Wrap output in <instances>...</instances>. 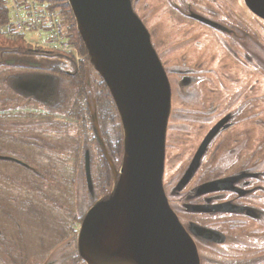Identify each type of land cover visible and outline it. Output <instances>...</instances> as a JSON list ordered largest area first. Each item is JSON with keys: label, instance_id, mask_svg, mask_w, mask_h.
I'll list each match as a JSON object with an SVG mask.
<instances>
[{"label": "rangeland", "instance_id": "obj_1", "mask_svg": "<svg viewBox=\"0 0 264 264\" xmlns=\"http://www.w3.org/2000/svg\"><path fill=\"white\" fill-rule=\"evenodd\" d=\"M168 1L132 0L134 10L151 33L153 45L167 71L172 87L164 188L171 206L197 243L201 264H246V255L242 247L234 245L241 241L255 242H252L248 234L236 233L239 223L235 218L240 217L239 214L225 211L231 208V204L237 203L225 201L219 205L204 204L206 208L204 213L203 205H194L200 204L197 202L201 200L197 193V184L201 176L197 172L183 190L181 186L176 187L197 148L201 134L197 113L202 97L198 93L197 79L203 71L199 56L204 46L194 49L193 53L185 52L186 47L197 40L194 36L193 41H188L182 48H169L166 24L169 23L171 10ZM217 1L219 6H223L220 0ZM236 1H241L247 12L251 13L244 0ZM204 2L213 4L207 7L209 20L217 22L219 16L221 21L225 20L221 12L226 8L217 7V4H214L216 0ZM36 3L41 4L44 11L47 9L59 18L64 27L65 38L63 44L47 43L35 38L34 32L28 31L24 35L25 39L31 42L27 41L31 44L27 51L19 49L18 40L0 41V264H15V261L21 259V253L17 249L20 246L19 231L21 228L27 230V222L31 232L28 237L25 233L24 236L27 238L29 248L33 249L28 253L24 264H86L78 247L76 246L73 256L74 250L69 244L78 240L81 223L88 210L97 201L112 193L117 179L121 176L124 149L122 147L120 150L117 143L123 144L122 134L125 131L122 129L121 117L110 90L90 62L82 38H78L75 18L74 29L62 11L48 9L43 2ZM248 24L251 27L257 25L252 22ZM184 27L192 28L191 25ZM191 34L192 32L188 31L186 35L188 37ZM49 35L50 32L43 33L44 38ZM247 37L250 39L249 35ZM228 40L229 37H226L216 45H220L221 49L226 51L234 67L224 68L221 63L220 73L223 72V75L220 76L218 73L220 58L214 56V64L203 65L205 76L211 77L214 71L221 78L219 97L224 105V110H221L222 107L219 108L221 116L223 113H229L226 104L234 98L231 94L234 90L242 89L245 93L253 90L260 92V95L251 96L254 113L252 119L253 129L262 130L260 132L263 133L264 86L258 82L254 83V80L263 77L254 76L245 85L240 84L243 80L228 78L243 76L234 74V70L246 66L243 57L239 56L241 59L237 60L228 53L227 48L231 45ZM247 45L243 42L237 47L244 52ZM8 60H15L17 65L7 64ZM28 60L39 63L40 67L24 66ZM251 72H254L253 66ZM76 74L83 75L79 86L74 85ZM223 76H227L226 80L230 83L226 82ZM187 79L190 81L189 84L185 83ZM204 101V107L209 110L206 96ZM212 117L214 120L218 118L215 115ZM202 122L203 129L208 127L207 121ZM106 138L109 142L104 147L101 140L105 141ZM219 154L220 151L218 156ZM221 155L225 156V153ZM87 157L90 163L89 176L86 173ZM238 167L242 166L229 167L226 174L233 173ZM251 169L254 170L252 167ZM189 176L184 175L182 181L187 178L180 184H185ZM249 182H252L249 188L254 191V199H263L264 176L254 175ZM228 197L227 194L224 199ZM211 208L217 210L208 212ZM254 208L260 214L254 218L259 224L263 209ZM196 219L209 223L208 228L223 232L225 241H203L194 231L196 226H203L194 221ZM44 226H54V229L59 228L61 231H64L63 227L70 231L69 226H73L77 232L76 238L58 232L55 246L51 245L50 251L42 250L39 243ZM255 244L262 247L260 242ZM249 251L250 256L254 250ZM6 252L12 256V260L5 258ZM235 257L243 258L231 261L233 258L236 259Z\"/></svg>", "mask_w": 264, "mask_h": 264}, {"label": "water", "instance_id": "obj_2", "mask_svg": "<svg viewBox=\"0 0 264 264\" xmlns=\"http://www.w3.org/2000/svg\"><path fill=\"white\" fill-rule=\"evenodd\" d=\"M68 3L90 62L107 83L125 131L120 179L81 223V257L86 264H201L197 243L164 188L172 91L150 31L132 0ZM246 3L264 17V0ZM6 63L17 65L15 60ZM23 65L40 67L31 60ZM194 231L220 241L214 229L196 226Z\"/></svg>", "mask_w": 264, "mask_h": 264}, {"label": "flooded vegetation", "instance_id": "obj_3", "mask_svg": "<svg viewBox=\"0 0 264 264\" xmlns=\"http://www.w3.org/2000/svg\"><path fill=\"white\" fill-rule=\"evenodd\" d=\"M201 1H202V10L204 11V14H202V16L210 19L208 11H207V7L212 6L213 4L211 3L212 5H210V4L205 3L204 0H201ZM244 2L247 5V7L250 9L251 13H254L255 15L251 14L250 12H247V10L245 9L241 1L220 0V4L223 6H219L218 1L216 0L214 4H217V7L226 8L223 12H221L225 19L222 22H228L232 20L233 22H235V25L238 28H240L242 38H244L243 42L248 44L247 47H245L246 48V51H244L245 54L235 44L230 45L234 47L233 50H230V53H229V47L227 48V50L229 54L231 55L235 54L233 55L235 56V58H237L238 55L240 57H243V63L246 64L244 55L252 56L251 44H252V38H254L252 27L251 25L248 24V22H253L260 26H264V17L259 16L258 14L253 12V10L246 3V0H244ZM241 11H244V13H241ZM253 16L255 17L258 16L259 19ZM213 18H215V16H213ZM260 18L263 20H261ZM260 20L263 22H261ZM210 21L212 23H215L214 20H210ZM261 30H263V28H261ZM247 35L250 36V39L247 37ZM226 37H229L228 42L230 43L236 42L235 38H232L224 34L225 39ZM213 59H215L214 56H212L211 58V64H214ZM203 60H204V57H202V59L200 60V66L203 68L202 69L203 74L200 73L197 79V84L199 83L198 93H199V96L202 97V99L199 100L200 105H199V110L197 113L198 122H200V125H201V134H200L197 148L195 149L194 153L191 155V158L189 159L188 164H187L188 166H186L185 170L183 171V175L180 177V182H184L185 179L187 178L186 177L182 181V178L184 175L185 176L190 175V176L187 179L186 183L183 185L180 184V182L178 181V183L176 184V187L180 188L181 186L183 190L186 186H188V184L191 182L190 180L193 179V176L197 172V174H200L201 176V180L199 184H197V193L200 195L201 200L197 202L200 204H194V205H203L204 213H206V208L204 204L205 205H215V204L219 205V203L225 202V201L237 203V204H231L230 205L231 208L228 210H225L228 212H232L233 214H239L240 216V217L235 218V220L238 221L239 223L236 233L248 234L252 242H255V243L260 242L262 244V247L256 245L255 243H249L247 241L238 242L234 245V247H238V246L242 247L243 252L246 255L245 257L246 264H264V198L263 199L259 198L255 200L254 191L252 190V188H249V185L252 183V182H249V179L253 178L254 175L255 176L259 175V177L264 176V142H262L261 145L258 146V148L256 149L252 148V143L254 141V137H253L254 124H253V119H252V116L254 115V113L252 112V105H253L252 97L244 96L243 98L241 96H236L232 98V100L227 102L226 104L228 107L229 113L227 112L223 113V115L221 116V110H224V105L222 104L223 101L219 97L220 96L219 91H220V85H221L220 76L214 71H212L213 73L211 77L205 76L206 71L203 65H205L206 63ZM211 69L216 71L215 68H211ZM189 82L190 81L188 79L185 80L186 84H189ZM171 91H172V87H171ZM201 92H203V94ZM205 96L208 98L207 106L209 110H207L204 107ZM239 99L241 101H239ZM115 105H116V102H115ZM220 107H222L221 110L219 109ZM171 109H172V105H171ZM170 115H171V110H170ZM170 115H169V118H170ZM214 115L218 117L216 119L217 121L214 120V118L212 117ZM227 117H229L228 120L226 119ZM202 121H207L206 125H208V127L203 129ZM120 122L122 125V129L124 130V126H123L121 118H120ZM168 124H169V120H168ZM257 127H262V126H257ZM168 129L169 128L167 127V132H168ZM124 135L125 133L122 134L123 140H124ZM166 138H167V135H166ZM108 142L109 141L107 138L105 141L101 140V143H103L104 147L108 145ZM213 146L215 147L213 150H211ZM117 147L120 150L122 147L124 149V141H123V144L122 143L120 144V142H118ZM219 151H220V154L218 156ZM222 153H225V156H222L221 155ZM233 155L234 157H232ZM194 160L196 161L194 162ZM234 165H240L242 167H238L231 174L230 173L226 174V171L229 169V167L234 166ZM220 166H222L221 169H219ZM251 167L254 168V170H252ZM232 176L234 177L231 178ZM119 179L117 180L119 181ZM220 179H225V181L215 183V181H219ZM214 185H215V188H214ZM221 193H224L225 195L228 194L229 197L227 199H224L225 195H220ZM233 206L235 209L232 208ZM254 207H260L263 209L259 224H258V221L257 222L254 221V218L260 215L258 214V212H256ZM214 210H217V209L211 208L210 210H208V212H213ZM194 221H197L198 223L203 225L202 227H206V228L209 227L207 226L209 225V223H206L205 221L201 222L198 219ZM26 229L27 230L24 231V229L21 228V230L19 231L20 246L17 249L21 253V259L19 261H15V264H24L25 262L24 260L27 258L28 253L33 249V248H29L28 243H27V238H26L31 232L29 230L28 222H27ZM63 229L64 231H61L59 228L54 229V226H44L42 228V233L40 236L41 238L40 243H39L40 248L42 250L50 251L51 245L55 246L54 242L56 239V234L58 232L65 233V235H68V236L71 235L70 238H76L75 233L77 232L75 230V227L69 226L70 231H67L66 227H63ZM210 229H213V228H210ZM216 231H218L219 234L221 235V236L217 235L220 238V241H214V240H211L205 237H201V238L205 242H208V241L224 242L225 237L222 234L223 232H220L219 230H216ZM24 233L26 237L24 236ZM251 244H255V246H252ZM69 245L74 250L73 256H75V248L76 246L78 247V240L77 239L74 240V243L71 242ZM249 250H254L250 254V256H249V253L251 251ZM0 252H1V249H0ZM4 256L6 259L8 258L12 260V256L8 254L7 252L4 253ZM241 258L243 257L236 258V259L233 258V260L231 261H238V260H241Z\"/></svg>", "mask_w": 264, "mask_h": 264}, {"label": "bare ground", "instance_id": "obj_4", "mask_svg": "<svg viewBox=\"0 0 264 264\" xmlns=\"http://www.w3.org/2000/svg\"><path fill=\"white\" fill-rule=\"evenodd\" d=\"M168 2L171 10L169 23L167 22L166 24V37L169 48H182L188 41H193V37L196 36L197 40L195 43L187 46L185 52L193 53L194 49L204 46L201 48L202 52L199 58L202 59V57H204L203 61L206 63V66L208 63H211L212 56H217V58H220L218 60V73L220 76L223 75V72L220 73L221 63L224 68L226 66H228L227 68H233L234 64L232 59L228 58L226 51L222 50L221 46H217L216 43L218 44L221 40H223L224 34L235 38L236 42H231V44H235L237 46L238 44L243 43L241 30L235 25V22L232 20L222 22L221 18L218 17V21L212 23L208 18L202 16L204 11L202 10L201 0H169ZM241 13H244V11H241ZM252 24L255 23L252 22ZM184 25H191L192 28L187 29ZM197 28L200 29L197 30ZM261 28H263V30H261ZM188 31H191L192 34L187 37L186 34ZM252 31L256 36H253L254 38H252V56L244 55L246 66L243 68H236L234 70V74H240L243 76L238 78H232L229 76L228 78L232 80H243L240 84L245 85L252 80V77L262 76L263 79H256L254 80V83L258 82L260 85L263 84L264 86V26H260L258 24L256 26L252 25ZM205 38H208V40L206 41ZM233 48V46L229 45V53L230 50H233ZM238 56L237 60L239 59ZM223 61L226 63H223ZM252 66L254 72H251ZM224 78L223 79L226 82L230 83V81L226 80L227 76ZM231 94L233 97L241 96L244 98V96L255 97L260 95V92L253 90L249 93H245L242 89H236ZM253 137L254 141L252 143V148L256 149L262 142H264V134L261 133L260 130L253 129ZM232 157H234V155ZM195 161L196 160H194V162ZM221 168L222 166L219 167V169ZM223 181H225V179H220L219 181H215V183Z\"/></svg>", "mask_w": 264, "mask_h": 264}, {"label": "built area", "instance_id": "obj_5", "mask_svg": "<svg viewBox=\"0 0 264 264\" xmlns=\"http://www.w3.org/2000/svg\"><path fill=\"white\" fill-rule=\"evenodd\" d=\"M8 20L0 24V35L35 33V38L44 42L64 43V27L53 13L44 11L41 4L34 0H8ZM44 32H50L47 38ZM51 39V41H49Z\"/></svg>", "mask_w": 264, "mask_h": 264}, {"label": "trees", "instance_id": "obj_6", "mask_svg": "<svg viewBox=\"0 0 264 264\" xmlns=\"http://www.w3.org/2000/svg\"><path fill=\"white\" fill-rule=\"evenodd\" d=\"M34 1L45 3L48 9H59L60 11H62L69 19V21L71 22L72 26L75 29L74 15L68 3V0H34ZM8 8H9V1L0 0V24L5 23L8 20ZM24 35L25 34L23 33H17L9 36L0 35V41L11 42L13 41L12 39L18 40L20 42L19 49L21 51H27L31 46L30 44L31 42L25 39L26 37ZM78 38L79 39L81 38L79 33H78ZM27 41L30 43H28ZM82 79H83V75L76 74L73 80L74 85L76 86L81 85Z\"/></svg>", "mask_w": 264, "mask_h": 264}]
</instances>
